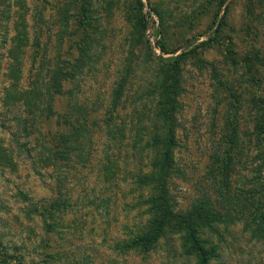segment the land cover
Here are the masks:
<instances>
[{"label":"rangeland","instance_id":"rangeland-1","mask_svg":"<svg viewBox=\"0 0 264 264\" xmlns=\"http://www.w3.org/2000/svg\"><path fill=\"white\" fill-rule=\"evenodd\" d=\"M140 1L143 8L139 10L137 0H0V139L12 148L16 163L15 170L0 166V237L4 246L20 249L19 253H10L27 262L42 253L39 239L43 236L38 221L24 219L17 194L47 198L52 197L53 187L46 174L43 178L36 176L26 148L20 147L34 145L33 137L22 133L28 110L33 108L24 100L9 106L2 101L9 90L27 93L57 62L68 59L67 53L73 61V33H90L93 63L66 90L72 92L73 100L97 111L96 131L105 129L99 122L116 83L126 76L129 83L119 116L130 115L140 96L151 117L156 102L155 95L148 92L156 72L151 58L169 60L184 55L179 110L174 120L177 169L170 185L179 211L204 195L215 198L212 156L223 148L234 115L238 140L232 143L239 145L235 152H241V160L230 179L233 195L256 189L264 177L249 109L252 97L264 99V0H228L220 11V0ZM34 33L42 34L37 59L32 46ZM11 50L16 58L9 54ZM229 50L237 53L236 61L250 53L257 55L256 77L262 82L257 92L250 87L245 71L234 65ZM98 134L89 162L73 165L67 174L72 209L60 236L51 240V246L58 249L54 251L57 264H193L179 257L177 239H168L146 256L117 250L115 243L127 239L123 227L135 213L124 210L116 201L129 192V187L120 186L118 191L116 180L111 185L102 180L101 162L109 151L103 132ZM106 198L110 199L107 206L102 203ZM256 201L264 213V194ZM250 221H255L251 223L254 228L261 226L253 216ZM260 236L242 222L236 221L229 228L221 226L212 237L218 248L213 264H264V232ZM18 261L15 258L12 264Z\"/></svg>","mask_w":264,"mask_h":264},{"label":"trees","instance_id":"trees-1","mask_svg":"<svg viewBox=\"0 0 264 264\" xmlns=\"http://www.w3.org/2000/svg\"><path fill=\"white\" fill-rule=\"evenodd\" d=\"M227 1L218 2L219 11ZM137 3L139 10L142 9L141 1L137 0ZM217 30H220V26ZM41 36V33H34L32 46L35 59L41 55ZM73 36H76L71 41L76 50L73 61L72 55L67 53L69 58L57 62L27 93H18L12 87L13 90H9L2 101L9 106L24 100L26 106L33 108L28 110L29 118L23 122L22 133L26 137L31 135L34 145L28 148L22 144L20 147L22 150L26 148V155L32 160L31 168L36 176L43 178L46 174L51 179L53 194L52 197L35 199L27 193L18 192L24 219L29 223H40L43 237L39 239V247L42 253H37L36 259L31 258L27 262L13 255L19 253L20 249L4 246L0 237V264H12L15 258H19L18 264H57L54 254L57 248L51 246V240L60 236L65 217L72 209V198L67 191V174H70L73 165L89 162L92 156L90 150L98 132H103L109 151L105 162H101L102 180L109 185L116 180L114 185L118 191L121 190L120 186L129 187V192L116 201L121 203L124 210L135 213V217L129 219V225L123 227L128 234L127 239L115 243L121 253L146 256L157 251L168 239H172L171 242L177 239L180 245L179 257L188 258L193 264H213L218 259V248L213 244L212 237L218 234L221 226L229 228L236 221L242 222L253 234L261 237L260 234L264 232V213L256 197L264 194V177L256 189L238 195L232 193L230 179L233 168L241 160V152H235L240 149L239 145L232 143L237 138L238 130L235 115L229 121L233 126L228 130L223 148L212 156L210 174L214 181L215 198L204 195L186 210L177 209L170 185L177 169L174 120L179 110L181 63L184 55L169 60L151 58L156 67L153 85L148 91L156 97L151 117L147 115L146 101L140 96L135 99L138 104L130 115L125 114L122 118L119 116L118 111L123 107L124 92L129 83L126 76L116 83L106 112L99 122V127L103 125L105 129L96 131L97 111L89 110L77 99L73 100L72 92L66 90V86L76 83L77 78L86 68H91L93 63L90 33H73ZM159 50L162 51L161 47ZM45 53L46 50L43 57H46ZM9 54L14 56L12 50ZM228 54L232 56L234 65H239L245 71L250 87L257 92V85L262 86L256 77L257 55L250 53L236 61V52L229 50ZM43 66L46 65L43 63ZM249 109L254 117V146L258 158L263 161L261 166H264V99L259 95L252 97ZM150 122L153 128L149 126ZM13 137L16 139V136ZM4 143L0 139V166L15 170L12 148ZM109 201L106 198L102 203L107 206ZM252 216L258 220L257 224L260 222V227H252L255 224V221H250ZM73 264L85 263L74 261Z\"/></svg>","mask_w":264,"mask_h":264},{"label":"built area","instance_id":"built-area-1","mask_svg":"<svg viewBox=\"0 0 264 264\" xmlns=\"http://www.w3.org/2000/svg\"><path fill=\"white\" fill-rule=\"evenodd\" d=\"M152 42V46L155 48V44H154V42L153 41H151Z\"/></svg>","mask_w":264,"mask_h":264}]
</instances>
